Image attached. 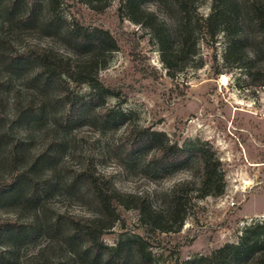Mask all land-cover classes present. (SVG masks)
I'll use <instances>...</instances> for the list:
<instances>
[{"label":"rangeland","instance_id":"1","mask_svg":"<svg viewBox=\"0 0 264 264\" xmlns=\"http://www.w3.org/2000/svg\"><path fill=\"white\" fill-rule=\"evenodd\" d=\"M143 4L167 24L176 18L170 0H143ZM211 4L212 0H190V10L199 17L206 16ZM51 8V26L44 21L48 9L45 0L37 1L35 22L29 28H18L11 20L1 23L5 52L13 44L28 40L68 46L70 38L62 27L77 20L84 26L108 29L117 39V47L105 56L106 65L99 71L101 81L114 92L106 97L107 105L128 112L133 128L164 131L183 146L203 145L218 157L224 171V192L191 198L179 231L145 235L152 258L158 264H176L209 254L225 243L237 242L251 224L264 222V88L241 86L237 78L243 69L223 59L224 35H205L194 45L188 44L181 54L182 70L171 77L153 32L130 16L145 24L152 21L130 12L126 0H54ZM74 90L78 94L88 92L85 84ZM61 112L60 104L49 105L45 115L24 134L30 137L26 160L43 155L40 170L54 172L55 183L43 192L22 184L20 193L9 191L1 196L0 218L11 225L0 236V264H90L81 255L80 240L70 237L63 216L66 212L89 214L95 210L84 184H70L72 172L88 151L99 156L96 169L112 174L119 190L146 192L154 200H160L173 183L196 170L195 156L185 165L160 166L146 148L127 154L119 144L123 127L100 123L92 113L63 125ZM1 167L8 174L15 169L7 159L2 160ZM120 214L121 220L100 234L103 244L115 246L131 233L140 232L134 209H123Z\"/></svg>","mask_w":264,"mask_h":264},{"label":"trees","instance_id":"2","mask_svg":"<svg viewBox=\"0 0 264 264\" xmlns=\"http://www.w3.org/2000/svg\"><path fill=\"white\" fill-rule=\"evenodd\" d=\"M4 1L0 4V24H9L11 20L18 28L22 25L29 28L35 22L38 0ZM45 1L48 9L44 21L51 26L54 0ZM170 1L176 12L172 24L157 18L143 0H126V5L143 19L157 21L145 24L130 16L153 32L161 47V60L171 77L182 70L181 54L188 44L194 45L205 35L214 37L222 33L226 39L223 59L243 69L242 76L237 78L241 86L249 90L264 88V0H212L210 13L200 17L192 14L190 0ZM54 25L61 28L58 23ZM62 29L70 38L64 47L28 40L13 44L6 53L0 38V198L5 192L20 193L22 184H29V190L38 187L43 192L55 183L54 172L40 170L39 165L45 162L41 160L43 155L25 158L30 137L24 134L45 115L49 105L62 106L63 125L92 113L100 123L113 122L123 127L119 144L126 153L146 148L152 161L160 166L185 165L195 156L196 170L173 183L160 200H154L146 192L119 190L112 174L96 169L99 156L90 151L71 174L70 184H84V192L95 206L89 214H63L70 237L80 240L81 255L90 264L110 260L128 264L129 257L130 264H158L152 258L145 235L179 231L191 198L203 199L224 192V171L218 157L203 145L183 146L170 140L164 131L133 128L128 112L107 105L106 97L114 92L101 81L99 71L106 65L105 56L117 47V39L108 29L84 26L78 20ZM82 84L88 92L76 93L74 87ZM16 134L21 135L15 138ZM9 136L12 137L8 141ZM5 159L15 168L10 174L1 167ZM123 209L137 212L140 232L131 233L115 246L103 244L100 234L121 220ZM10 225L0 218V236ZM176 264H264V222L246 227L237 242L225 243L209 254L195 255Z\"/></svg>","mask_w":264,"mask_h":264}]
</instances>
